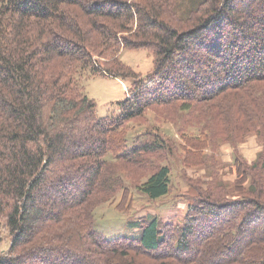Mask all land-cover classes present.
I'll return each instance as SVG.
<instances>
[{"label": "trees", "instance_id": "1", "mask_svg": "<svg viewBox=\"0 0 264 264\" xmlns=\"http://www.w3.org/2000/svg\"><path fill=\"white\" fill-rule=\"evenodd\" d=\"M125 50H146L154 71L127 66ZM90 77L129 83L117 112L97 114ZM260 97L264 115V0H0V264H147L132 255L264 264L256 246L264 202L255 198L264 195L262 156L249 165L234 154L239 180L252 178L238 197H188L187 226L175 240L156 216L137 222L139 238L113 240L94 218L97 206L128 190L131 168L151 171L135 174L150 200L171 191L161 157L172 140L146 132L132 142L129 121L153 106L165 115L183 110L188 131L209 119L207 145L217 147L225 114L240 116L241 136L259 122L264 128L250 105Z\"/></svg>", "mask_w": 264, "mask_h": 264}, {"label": "rangeland", "instance_id": "2", "mask_svg": "<svg viewBox=\"0 0 264 264\" xmlns=\"http://www.w3.org/2000/svg\"><path fill=\"white\" fill-rule=\"evenodd\" d=\"M244 7L246 8V6ZM121 60L142 76L154 71L153 57L146 50H125L121 54ZM125 85L127 88L129 87L128 82L125 83L121 79L113 77H90L86 81L87 93L97 102V114L99 116H108L117 112V107L113 104L127 97ZM250 98V95L246 98L244 96V99ZM260 100L261 97L256 102L252 101L250 105L252 109L256 108L258 113L264 118L261 113L263 111L259 105ZM181 105L182 103L179 102L174 107L176 108L177 106L179 109ZM157 108L158 106H153L141 117L129 121L125 126V133L126 131L128 132L132 142L139 135L146 132L166 135L168 139L172 140L170 144L171 151H166L161 157L163 163L170 165L172 169L171 191L165 198L156 201L150 200L139 191L142 181L141 178L138 180L135 174L147 175L151 171L136 169L135 167L131 168V173L127 172L125 177L128 185V190L125 191V194L120 193L115 202H105L97 206L94 211L96 229L109 240L123 236L139 238L141 233L137 222H141L147 216H156L161 219L167 241L175 240L179 230H181L180 228L187 226L188 197H213L214 200L217 195L222 196L223 200H226L227 197L236 198L243 191V188H247L251 184V177L246 181H242L243 179L239 180L240 176L233 165V160L229 163L218 157L220 144L230 142L235 146L246 136V134L245 136L239 135V128H235V125L240 123L239 115H234V112H232L233 117L232 115L229 116L232 117L233 121L226 114L220 119L222 122L220 129L216 128V134H222L224 140H219L218 146L215 147L213 144L207 145L208 137L205 127L206 124H210L209 119H200L197 127L188 131L185 125L192 117L188 118V115L183 110H178L177 113H172L171 115H165L159 112ZM228 108L230 109V107ZM222 112L225 113L223 110ZM174 118L176 123L173 121ZM246 120L250 122L248 116H246ZM232 125H234L232 130L235 133L229 134V127H232ZM262 125L263 123L261 122L256 126L252 125L253 130L249 134L254 133L259 141L264 143V128ZM236 153L239 155L238 152H234L232 158ZM201 155L205 159L200 160ZM261 156L262 160H264V153L260 154L257 160ZM184 158H186V161ZM256 177L264 180V171L258 172L257 167ZM193 184H195L197 191L192 189ZM258 186L259 184L256 183V188ZM255 198H261L262 202H264V195H256ZM202 219L200 220L202 221ZM205 220L209 222L206 218ZM195 226L199 227L201 233H206L201 223H194ZM258 230L260 231L261 228ZM256 246L261 247L260 250H257V252H260L257 257L259 258L257 259L258 261L262 259L261 255L264 254V242L256 241ZM165 250H169V248H165ZM132 256L139 263L175 264L169 260L163 262L138 255Z\"/></svg>", "mask_w": 264, "mask_h": 264}, {"label": "clouds", "instance_id": "3", "mask_svg": "<svg viewBox=\"0 0 264 264\" xmlns=\"http://www.w3.org/2000/svg\"><path fill=\"white\" fill-rule=\"evenodd\" d=\"M234 152H238L239 156L251 165L257 160L260 154L264 153V143H261L254 133L249 134L235 146L230 142L220 144L218 157L230 163Z\"/></svg>", "mask_w": 264, "mask_h": 264}, {"label": "crops", "instance_id": "4", "mask_svg": "<svg viewBox=\"0 0 264 264\" xmlns=\"http://www.w3.org/2000/svg\"><path fill=\"white\" fill-rule=\"evenodd\" d=\"M233 160V158L231 159V161Z\"/></svg>", "mask_w": 264, "mask_h": 264}]
</instances>
